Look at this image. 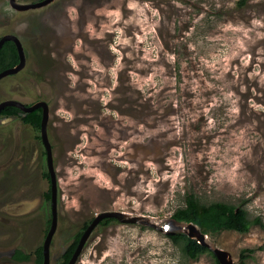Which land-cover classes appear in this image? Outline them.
Returning <instances> with one entry per match:
<instances>
[{
    "label": "rangeland",
    "instance_id": "rangeland-1",
    "mask_svg": "<svg viewBox=\"0 0 264 264\" xmlns=\"http://www.w3.org/2000/svg\"><path fill=\"white\" fill-rule=\"evenodd\" d=\"M6 16L21 32L35 19L25 72L39 84L20 94V82L0 79V101L49 106L58 188L49 264L108 211L155 227L98 223L75 264H215L213 249L235 264L251 249L245 264H264L258 225L206 234L195 259L168 236L183 231L163 228L188 194L264 223V0H54L24 13L0 4ZM39 135L0 117V204L13 208L0 207V264H35L50 227ZM16 248L29 259H12Z\"/></svg>",
    "mask_w": 264,
    "mask_h": 264
},
{
    "label": "trees",
    "instance_id": "trees-1",
    "mask_svg": "<svg viewBox=\"0 0 264 264\" xmlns=\"http://www.w3.org/2000/svg\"><path fill=\"white\" fill-rule=\"evenodd\" d=\"M17 60L18 56L13 43L7 41L0 50V72L14 66ZM2 113L7 116L16 115L23 123L30 124L35 131H39L40 129V109L23 114L18 108L8 106L3 109ZM172 218L178 223H193L202 233L210 235H218L222 231H237L245 233L249 231L252 225H258L264 230V223L261 219L258 217L249 219L243 208L221 202L202 204L192 194H188L184 197L183 205L175 209ZM113 219L114 218H104L101 220V223H107ZM91 220L86 221L82 226L83 230L74 235L72 242L62 253L61 261L58 264L68 263L82 232ZM168 236L173 243L180 245L182 252L190 258L195 259L200 253L208 250L207 247L199 244L195 239L189 238L184 233H169ZM245 251H251V249L241 250L238 264H245L244 260L247 257V255L244 254ZM14 258L18 260H27L29 259V255L23 254L21 251L17 250L14 254ZM42 261L43 253L42 246H40L35 251L34 262L35 264H42ZM214 263L219 264L216 258Z\"/></svg>",
    "mask_w": 264,
    "mask_h": 264
},
{
    "label": "water",
    "instance_id": "water-1",
    "mask_svg": "<svg viewBox=\"0 0 264 264\" xmlns=\"http://www.w3.org/2000/svg\"><path fill=\"white\" fill-rule=\"evenodd\" d=\"M11 1H13V0H11ZM52 1H54V0H43L41 2H38L36 4L31 5L30 7H37L38 8V7L47 5V4L51 3ZM6 39H13L15 41L16 46H17L18 56H19V63L17 65H15L14 67H11V68H8V69L1 71L0 72V78L5 76V75H8V74L15 73L21 67V65L23 63V59H24L21 45H20L19 41L16 38H14L13 36H6V37L2 38L0 40V47H1V44L3 43V41ZM6 105L16 106L25 112H30L33 109L37 108L38 106L43 107V112H42V117H41V122H40V137H41L42 143H43V145L47 151V166H48L47 168H48V171L50 173V178H51L52 219L50 222V227L46 233V236H45V239L43 242V247H42L43 261H42V264H49V245H50L54 230L56 228V222H57V219H56L57 185H56L53 163L51 162V156L52 155L50 152V144L48 142V138L46 135V124H47V120H48V112L46 110L45 105L42 102L35 103L31 106H25L24 104H22L19 101L8 100V101L2 102L0 104V109ZM104 218H114V219H118L120 222H124V223H141V224H146V225L151 226V227H155V224H152V223L148 222L147 220H143V219L139 218L138 216H128L124 212L108 211V212L99 213L98 215H96L91 220V222L86 226V228L82 232V234L79 238V241L76 245V248H75V250H74V252H73V254H72V256L69 259L67 264H75V261L78 258V255L80 254L88 236L93 231L95 226ZM168 228H169V230L176 229V230L183 231L184 234H186L189 238L195 239L199 244H201L205 247H209V245L205 242L206 234L202 233L200 231V229L193 223H190V222L189 223H176L174 220H172ZM212 253L214 254V256L217 259V261L219 262V264H235L234 261L232 260L230 253L225 251V250L213 249Z\"/></svg>",
    "mask_w": 264,
    "mask_h": 264
},
{
    "label": "flooded vegetation",
    "instance_id": "flooded-vegetation-1",
    "mask_svg": "<svg viewBox=\"0 0 264 264\" xmlns=\"http://www.w3.org/2000/svg\"><path fill=\"white\" fill-rule=\"evenodd\" d=\"M41 1H43V0H13V1H11V0H0V4H4V3H7V5L11 8V9H13V10H15V12L16 13H24V12H27V11H32V10H34L35 8H37V7H30L31 5H33V4H36V3H38V2H41ZM16 18H14V16L13 17H8V16H6V17H1L0 18V40L2 39V38H4V37H6V36H13L14 38H16L18 41H19V43H20V45H21V48H22V53H23V63H22V65H21V67L15 72V73H12V74H8V75H5V76H3V77H1L0 79H4V78H8L9 80H17L18 82H20L21 83V88L18 90L19 92H21L22 91V93H20V94H23L24 93V89H25V87L29 84V83H38L39 84V82H36V81H32V79L31 78H27L28 76H26V72H25V68H26V66H27V64H28V61H29V54H30V48L28 49V44L30 43V41H31V38H29L30 36H33V34H31V31H32V28H29V27H34V23H35V19H30L29 20V23H30V26L29 27H27L26 26V28H24L23 30H22V32L21 31H18L17 30V28H16V26H14V25H16ZM7 41H10V42H12L13 43V45H14V47H15V49H16V52H17V46H16V43H15V41L13 40V39H6V40H4L3 41V43L1 44V47H0V50H1V48L4 46V44L7 42ZM47 42V41H46ZM17 56H18V52H17ZM19 63V56H18V60H17V62H16V64L15 65H17ZM14 65V66H15ZM14 66H12V67H14ZM8 69V68H7ZM21 78V81L20 80H18V79H20ZM8 100H12V101H19V102H21L22 104H24L25 106H31V105H33V104H35V103H38V102H42L44 105H45V107H46V110H48V105H47V103L46 102H44V101H42L41 100V98H37V97H35L33 100H31V101H21L20 99H19V97H18V94H16V95H14V96H9V97H7V98H5L4 100H1L0 101V104L2 103V102H5V101H8ZM8 106H13V105H6V106H4V107H2L1 109H0V117H17L16 115L15 116H7V115H4L3 113H2V111H3V109L5 108V107H8ZM14 107H16V106H14ZM16 108H18V107H16ZM23 114L24 113H28V112H25V111H23V110H21L20 108H18ZM36 109H40V111H41V117H42V112H43V107L42 106H38L37 108H35V109H33V110H36ZM32 110V111H33ZM31 112V111H30ZM18 118V117H17ZM21 120V119H20ZM48 120H49V118H48ZM48 120H47V124H46V128H47V126H48ZM21 122H22V120H21ZM41 122V121H40ZM23 123V122H22ZM23 124H25V125H27L28 127H30L31 129H33V127L30 125V124H26V123H23ZM34 130V129H33ZM39 134H40V129H39V131H37ZM47 138H48V142L50 141V137H49V134H48V136H47ZM38 140H39V144H41L42 145V151L40 152V153H38L39 154V157H38V160H37V162H39L40 164H39V168L41 169V175H43L45 178H47L46 179V181H47V183H48V190L47 191H45L46 192V194H47V196H46V198H45V200H49V202H50V217H49V220H50V222H51V219H52V200H51V193H52V185H51V178H50V173H49V171H48V166H47V151H46V149H45V147H44V145H43V143H42V140H41V137H40V135L38 136ZM49 144H50V142H49ZM21 151H23V149H20ZM50 152H51V155H52V147H51V144H50ZM24 155V154H23ZM23 155H21L20 156V151H19V156H20V159H21V162H23V160H22V156ZM31 160H33V162H32V164H33V166L36 164V163H34V156H31V158H29V162H31ZM24 162H26V161H24ZM51 162H52V156H51ZM29 165H27L26 166V168L28 167ZM2 191H3V193H5V190L4 189H2ZM56 193H58V188H57V192ZM5 196H7V195H4L2 198H4ZM56 196H57V194H56ZM44 200V201H45ZM16 203V202H15ZM15 203H13V204H15ZM12 204V205H13ZM0 207H1V211H3V212H5V213H7V214H11V213H13V212H6L5 210H7V209H11V210H13V208H11L12 206L11 205H8V204H6V203H2L1 202V204H0ZM56 219H57V206H56ZM114 220V219H113ZM1 222H0V227L2 226V222H4L3 220H0ZM99 223H101V222H99ZM49 226H50V224H49ZM43 247V246H42ZM21 251L23 254H26V253H24L20 248H16V249H14L13 251H12V254H11V258L12 259H14V260H17V261H24V260H18V259H15L14 258V254H15V252L16 251ZM36 251V250H35ZM28 255V254H27Z\"/></svg>",
    "mask_w": 264,
    "mask_h": 264
},
{
    "label": "clouds",
    "instance_id": "clouds-1",
    "mask_svg": "<svg viewBox=\"0 0 264 264\" xmlns=\"http://www.w3.org/2000/svg\"><path fill=\"white\" fill-rule=\"evenodd\" d=\"M165 225H168V227H169V224H165ZM164 226V225H163ZM164 228V227H163Z\"/></svg>",
    "mask_w": 264,
    "mask_h": 264
}]
</instances>
